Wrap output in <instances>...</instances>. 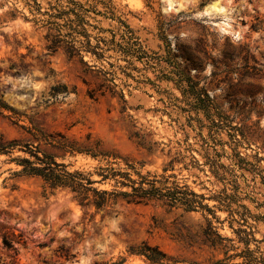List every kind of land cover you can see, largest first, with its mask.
<instances>
[{"label": "rangeland", "instance_id": "374dc122", "mask_svg": "<svg viewBox=\"0 0 264 264\" xmlns=\"http://www.w3.org/2000/svg\"><path fill=\"white\" fill-rule=\"evenodd\" d=\"M0 90L19 112H0L8 137L91 134L120 154L41 142L97 188L129 190L99 181L113 166L210 208L97 210L1 155L0 264H152L130 251L144 241L164 264H264V0H0Z\"/></svg>", "mask_w": 264, "mask_h": 264}, {"label": "trees", "instance_id": "16d2710c", "mask_svg": "<svg viewBox=\"0 0 264 264\" xmlns=\"http://www.w3.org/2000/svg\"><path fill=\"white\" fill-rule=\"evenodd\" d=\"M9 110L12 117L19 112L11 106L4 98L0 90V112ZM31 133L35 144L30 138L22 139L10 138L3 132H0V156L7 155L10 160L15 161L21 166V169L15 171L17 175L40 178L45 189L49 188L51 193L55 190L63 189L73 193V198L81 205L86 207H95L97 210L106 209L107 207L117 204L120 199L127 203H144L151 199L166 200L171 204L181 203L187 210H194L197 207L208 208L202 202L204 196L189 190L186 185H176L174 188L169 186L157 185L158 179H150L137 172L139 178H133L129 171L121 170L113 166L100 167L99 181L113 180L115 186H126L129 190H106L99 189L93 184L97 181L91 178L90 173L81 170H70L63 162H58L51 154L40 149L41 142L51 144L54 147L70 152L71 154H89L93 157H121L120 154L107 150L100 139L93 138L91 134L86 135L82 140L70 138L64 134H59L60 138H55L46 134L42 129L33 126L27 128L22 126ZM16 151H22L27 155L13 156ZM129 167L134 168L131 164ZM215 239H211L214 245L217 241L223 239L214 231ZM5 243L14 248L10 242ZM130 251L145 256L152 264H164L169 259L166 252L158 246L150 245L143 242L138 246H130ZM220 260L213 261L210 264H220Z\"/></svg>", "mask_w": 264, "mask_h": 264}, {"label": "bare ground", "instance_id": "6f19581e", "mask_svg": "<svg viewBox=\"0 0 264 264\" xmlns=\"http://www.w3.org/2000/svg\"><path fill=\"white\" fill-rule=\"evenodd\" d=\"M169 7H172L173 6V2H169ZM211 9H216V10H221L222 7L218 4V3H214L212 6H211Z\"/></svg>", "mask_w": 264, "mask_h": 264}]
</instances>
